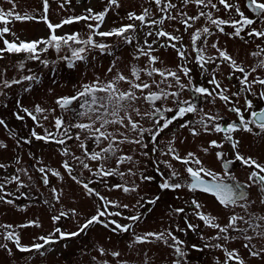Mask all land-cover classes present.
<instances>
[{
	"label": "rangeland",
	"instance_id": "rangeland-1",
	"mask_svg": "<svg viewBox=\"0 0 264 264\" xmlns=\"http://www.w3.org/2000/svg\"><path fill=\"white\" fill-rule=\"evenodd\" d=\"M226 2L234 7L225 8L220 0H211V4L205 0L200 5L192 0L187 3L161 0L159 5L155 0H116L115 4L110 0H47L45 12L44 0H0V10L13 13L7 17V24L0 21V29L9 28L8 33L0 35V50H3L0 51V120L4 122L0 124V264H175L176 261L239 264L241 260L243 264H264V237L258 235L264 231V220L260 219L264 217V183L249 178L252 172L264 175V171L251 163L244 164L250 158L264 166V130L252 115L264 111L261 97L264 85L253 83L264 79V67H260L264 62V36L249 34L254 29L264 31V16L248 0ZM169 4L174 7H166ZM237 7L244 17L254 21L251 25L237 24L241 29L238 35L231 23L242 21ZM145 9L149 15L144 22L129 18L130 14H144ZM101 12L105 13L102 22L90 18L62 24L70 18L94 17ZM209 13L213 19L229 22L220 25L223 31L210 23ZM15 15L35 19L15 20ZM161 19L162 24L151 23ZM48 23L62 26L53 30ZM89 24H99V28L90 29ZM128 24L135 25L126 33L132 37L131 43L122 36L97 34ZM205 27L208 33L202 31ZM198 30L200 36L193 41ZM160 31L179 39L158 36ZM52 34L60 37L77 34L78 41L91 36L95 44L107 47L101 50L69 41L57 51L47 43H38L35 59L28 52L6 50L5 41L17 45L46 42ZM81 47L85 48L80 53L84 58L74 59L72 51ZM141 50L149 55H142ZM181 51L183 56L179 54ZM221 51L242 67L244 73L233 67L231 61L224 60L219 55ZM196 56H203L204 62H195ZM152 57L156 59L153 61ZM134 69L139 79L133 75ZM184 69H188L187 74ZM160 72L165 73L166 81ZM168 72H175L179 82L167 76ZM245 74L249 90L241 83ZM121 76L124 79H119ZM213 78L219 87L211 82ZM5 81L10 86L5 87ZM142 83H148L150 88L134 87ZM85 86L108 88V91L82 96ZM196 87L208 91L197 93ZM161 90L167 94L166 98ZM152 92L161 98L146 99ZM121 93H135L137 99L119 101ZM221 93L229 100H222ZM93 96L104 99L93 103ZM64 99L69 101L66 106ZM246 101H251V107ZM186 104L194 106L196 111L186 112L185 122L172 119L162 131L157 127V121L162 126L172 112L176 111L174 116L177 114L179 105ZM37 106L43 111H36ZM156 108L161 111L151 115ZM235 108L240 109L239 114L233 111ZM240 116L249 122L251 131L243 130ZM57 119L61 120L59 127ZM103 120L122 123L102 127ZM131 122L148 131L141 134L132 130ZM80 124L91 128L82 129L78 127ZM216 124L224 129L233 124L237 128L231 133L217 132ZM96 129L113 135L107 139L101 137L98 142ZM61 140L63 144L59 143ZM136 140L141 143L133 142ZM110 143L117 148L114 156L90 159L93 152H100ZM121 157L131 160L118 163ZM184 159L188 160L187 164ZM83 164H88V168ZM189 167L195 171L203 169L200 177L231 188L237 194V202L225 206L214 194L190 189L191 178L186 170ZM102 169L113 170V174L105 176ZM173 172L177 175L173 176ZM165 181L182 187L161 188ZM125 187L130 191L125 192ZM241 193L243 199L239 198ZM98 211L107 212L100 217L101 222L79 232ZM117 212L119 216L114 215ZM200 215L214 218L220 227H227L232 217L237 220L234 228L221 233L218 228L208 226ZM132 216L139 219L130 220ZM111 221L130 227L127 231H113L116 225ZM56 229L79 232V235L60 238ZM8 232L19 238L21 247L30 250L21 251L14 240H6ZM149 233H164L165 238L157 239ZM218 235L220 239L216 238ZM50 236L54 242L44 244L41 238ZM225 236L228 238L224 239ZM245 236L252 239L249 241ZM172 237L182 242L178 246L184 252L183 257L176 253ZM35 244L44 246L37 250L32 247ZM227 252H234L239 260L228 259ZM252 252L259 254L254 256Z\"/></svg>",
	"mask_w": 264,
	"mask_h": 264
},
{
	"label": "snow or ice",
	"instance_id": "snow-or-ice-1",
	"mask_svg": "<svg viewBox=\"0 0 264 264\" xmlns=\"http://www.w3.org/2000/svg\"><path fill=\"white\" fill-rule=\"evenodd\" d=\"M11 2V0H10ZM111 3L115 4L116 3V0H110ZM161 2V0H155V3L157 5H159ZM189 2V0H185V3ZM192 2L200 5V4H205V0H192ZM250 6L254 9V10H258L259 13L264 16V3H261V2H258V0H248ZM207 3L208 4H211V0H207ZM220 3L223 4L225 6V8H232L234 7L233 5H230L226 2V0H220ZM212 7H215V5H211ZM44 7H45V12H47V0H44ZM166 7H174V5H167ZM236 11L237 12H240L239 8L237 7L236 8ZM89 12H91V9H89ZM13 13L12 12H8V13H5L3 10H0V21L4 22L5 24L8 23V19L7 17L9 16H12ZM104 15L105 13L104 12H101V13H98V14H95L94 17H74V18H70L68 20H65L62 22V24H66V23H71L73 22V20H88L90 18H94L95 20L97 21H103V18H104ZM149 15V10L145 9L144 11V14L142 15H139V16H136L135 14H130V19H135V20H138V21H141V22H144L145 21V16ZM201 15H204V13H201ZM240 16L242 17V21H233L231 22L233 27H236L237 24H242V25H251L254 23V21L252 19H249L247 17H244V14L242 12H240ZM170 19H173L174 17H169ZM14 19L15 20H22V19H35L34 17H21L20 15H15L14 16ZM46 20V16L43 18ZM189 19H193V20H196V19H199V17H190ZM208 19L210 21L211 24L213 25H216L218 28H220V25H223V24H227L229 23L228 21H224V20H218V19H213L211 17V14L209 13L208 14ZM183 23L187 24V20H184L182 21ZM151 23L153 24H156V23H160L162 24L163 23V20L161 19L160 21H151ZM62 25H52L51 23H48V27L50 29H55V28H59L61 27ZM190 26V25H189ZM88 27L91 29L93 27H96V28H99V24H96L95 26L92 25V24H89ZM135 28V25L134 24H128L126 26H123L119 29H116L114 31H111V32H99L97 33L98 35L100 36H112V35H117V36H122L124 39H125V42L127 43H131L132 41V37H129L126 35V33L129 31V30H132ZM240 28L239 27H236V33L235 34H239L240 32ZM204 33H208V28L205 27L203 30H202ZM220 31H223V28H220ZM9 32V28L8 27H3L2 29H0V35H3L4 33H8ZM250 35H256V36H264V32H259V31H256L255 29L253 30L252 33H249ZM149 35H151V33H149ZM158 36H168L169 39L171 40H177L179 39V37H174V36H171L169 33H166L164 31H160L157 33ZM200 36V30H198L192 37L193 41H196ZM69 41H73V42H79V43H82V44H87L89 45L90 47H96V48H100L101 50H104L107 46L106 45H103V44H95L92 40V37L90 36L87 40L85 41H78V37H77V34H72V35H69V36H66V37H60V36H57L55 34H52L50 36V39L48 41H34V42H21L19 45L15 44V43H8V41H5V44H7V51L9 52H20V51H24V52H28L30 54V58H38L36 57L35 55H33L36 50H37V44L38 43H47L48 45L50 46H53L57 49V51L60 50L61 48V45H68ZM173 47H175V45H173ZM213 47H215V45H213ZM44 51H46L47 49H43ZM0 51H3V50H0ZM85 52V48L81 47L79 48L78 50L74 49L72 51V57L74 59H83L84 57L80 55V53H83ZM141 54L142 55H149V53L147 52H144L143 50H141ZM181 56H183V52L181 51L179 53ZM219 55L224 59V60H228V61H231L232 63V66L237 68L238 71H240L241 73H244V69L242 67H239L238 65H236V62L233 61L231 59L230 56L227 55L226 52H223L221 51L219 53ZM253 55H258V53H254ZM64 59H69L68 57H65ZM153 61L156 59L155 57H152L151 58ZM212 58L210 57L209 58V61L211 60ZM200 60L201 62L203 63L204 62V58L203 56L200 57ZM47 63V62H45ZM71 63V62H70ZM260 67H264V62H262L260 64ZM255 69H253L254 71ZM153 71H158L157 69H153ZM184 72L185 74H187L188 72V69H184ZM152 73L149 72V75H151ZM133 75H135L137 77V79H139V75L138 73L136 72V70L134 69L133 70ZM160 75L161 77H164L165 78V81H166V76H165V73L164 72H160ZM167 76H172L176 79L177 83L179 82V77L176 75L175 72H168L167 73ZM24 79H32V77H24ZM119 79H124L123 76L119 77ZM16 83H18L19 81H15ZM163 82V81H162ZM212 83H216L217 87H219V84L218 82L215 81V79L213 78V80L211 81ZM260 83L262 85H264V79H260L258 81H253V83ZM242 85H245V90H249V86H248V79H247V74H245L244 76V79L241 81ZM5 84V87H8L10 86L8 84L7 81L4 82ZM110 87V86H109ZM135 88H139V89H149L150 88V85L148 83H142V84H135L134 85ZM97 91H104V92H107L108 91V88H105V89H97V88H94V87H91V86H85V89L83 92L80 93V95H85L87 93H95ZM195 91L197 93H206L208 90L203 88V87H196L195 88ZM161 95H163L165 98L167 96L166 93H163V91L161 90ZM161 95H158L157 93H150L149 96L145 97L146 99H150L152 101H155V100H159L161 98ZM173 95H175V93H173ZM261 97L264 98V93H261ZM75 97H73L74 99ZM220 98L224 101H228L229 100V97L227 95H224V94H220ZM97 99H100V100H103L104 98H97L95 96H93V103H96L97 102ZM108 99L110 100L111 97L109 96ZM137 97L135 95V93H121L120 96H119V101H123V100H128V101H132V100H136ZM69 103V101L67 99H64L63 101V105H67ZM248 107H251V101H246ZM103 106V104L101 105ZM120 107H122V105H119ZM25 111H27V109H25ZM36 111L40 112V111H43L42 109H40L38 106H37V109ZM161 109L159 108H156L155 109V112H153L151 115H155L156 112H160ZM168 111H171V109H168ZM196 111L195 107L194 106H188L187 108L185 107H180L179 108V111L177 113L178 116H183L186 112H194ZM233 111H235L236 113H240V109L239 108H235L233 109ZM29 115L31 116L32 114L29 113ZM113 116L117 115V112H113L112 113ZM252 115L254 117H257V119L260 121L259 123V127L261 128V130H264V111H261L259 113L257 112H253ZM34 120L36 119L35 116L32 117ZM173 119H175V117H173ZM210 120H216L218 119V117H209ZM240 121H241V124L243 125V130H246V131H251V129L249 128V122H246L244 120V117L243 116H240ZM117 122H121L122 121H108V120H103L102 122V127L104 125H107L109 123H117ZM4 122L2 120H0V124H3ZM172 123V119H168V120H165V122L163 123V125H159V121H157V127H160L161 131L164 129V128H167L169 124ZM61 125V120L57 119L56 120V126L59 127ZM130 126H131V129L132 130H138L141 134L144 132V131H148L146 129H143V128H140L139 125L136 123V122H131L130 123ZM78 127L80 128H91L90 125H84V124H80L78 125ZM237 128V125H229L227 127V129H224V128H221L219 124H216L215 125V131L217 132H221V131H225L227 133H231L233 130H235ZM205 130H207V127L205 128ZM95 132H99V136L96 137V140L99 142L100 138L101 137H104L105 139L108 138V136H112L113 134L111 133H108L106 134L105 132H101L99 129H96ZM193 134H196L195 131L193 130ZM33 135L35 136V132H33ZM51 135V134H49ZM155 135H158V133L154 134L153 135V139H155ZM37 139H47L48 137H40V136H36ZM227 139H231L230 136H227L226 137ZM135 143H141L140 140H136V141H133ZM59 143L63 144L64 141L61 140L59 141ZM213 145L216 144V141H212L211 142ZM81 147H83V145H81ZM233 147H235V144H233ZM66 151V150H65ZM117 151V148L113 145V144H109L107 148H104V149H101L100 152H93L90 156V159L91 160H98V159H106L108 158L109 156H114L115 153ZM170 152L173 151V149H169ZM192 154L190 153L189 154V157H191ZM176 159H181L179 156H176L175 157ZM240 159H243L242 157H238ZM125 160H131V157H121L118 159V163H123ZM183 162L185 164L188 163V160L187 159H184ZM196 163H199V161H195ZM253 164L255 165L256 168H259L261 171H264V166H261L259 164H257L254 160H250L249 159H246L244 160V164ZM65 168H68V165L65 164L64 165ZM0 167H2V165H0ZM83 167L84 168H88V164H83ZM187 172L190 174V176L192 177V183L188 185V187L190 189H196L198 187H203V190L206 191V192H213L215 195H217L218 199L220 200V202L222 204H224L225 206H228L229 204H235L237 202L236 200V193L233 192V190L231 188H229L228 186L224 185L222 182L221 183H215V184H205V182L203 180H201L199 178L200 176V172L201 171H204L203 169H200L199 171H195L193 170L191 167L187 168L186 169ZM41 172L44 171V169H40ZM70 171V169H69ZM103 171V169H102ZM58 175V173H56ZM113 174V170H109V171H103V175L105 176H108V175H112ZM117 174H120V175H123L122 173H117ZM173 176H176L177 173L173 172L172 173ZM253 177L256 178V180L258 182H261V183H264V175H260L259 173L257 172H252L250 174V179H252ZM15 179V178H14ZM146 179H150V178H146ZM214 179L215 176H214ZM2 187V186H0ZM85 188H87L88 186L87 185H84ZM115 187H121L120 185H117ZM161 188H180L182 187L181 184H170L168 183L167 181H165L164 183H162L160 185ZM123 190L125 192H128L130 191V189L128 188H123ZM134 190V189H132ZM98 195V194H97ZM239 198L240 199H243V194H239ZM101 200H104L105 198L104 197H100ZM155 201H151V203H154ZM9 203H11V201H9ZM195 203V202H193ZM123 207L127 208L128 206L127 205H124ZM197 207H199V205H197ZM178 212L180 211H183V209H177ZM107 214L106 211H98L97 215L91 217L89 220L86 221V223L84 225L81 226V228L79 229V232H83L85 229H87L90 225H92L94 222H101L100 220V217H103ZM61 215H65L64 213H62ZM114 215H117L119 216L120 213L117 212V213H114ZM200 218L210 227H213V228H218L219 231L221 233H226L228 231V228H234L235 226V222L237 220V217H232L230 218V223L227 227H220V225L214 223V218H211L209 216H205V215H200ZM54 220H58L60 219V217H54L53 218ZM130 220H138L139 219V216H132V217H129ZM242 219V218H241ZM260 219L264 220V217H261ZM112 224H115L116 227L113 229V231H115L116 229H121L123 231H127L129 229L130 226L128 225H119L116 223V221H111ZM250 223V222H249ZM107 226V225H105ZM250 226L252 227H258V225H251ZM8 227H11V226H8ZM189 227H193L192 225H189ZM56 232H59L60 233V238H65V237H68V236H76V235H79V232H73V233H65V232H61L60 229H56L55 230ZM243 232V230H241ZM149 236H155L157 239H164L165 238V235L164 233H159V234H156V233H149L147 234ZM169 236H171V233H168ZM258 235L264 237V231L258 233ZM217 239H220L221 237L218 235L216 237ZM224 239H227L228 237H223ZM5 239L6 240H14L16 242V245L18 248H20L21 251H29L30 249L28 248H23L20 246L19 244V238L17 236H15L14 233L12 232H8L6 235H5ZM44 240V244H49V243H53L54 241L52 240L51 236L48 237V238H41ZM137 239H142V238H137ZM172 239L175 241V251L176 253L183 257L184 256V252L182 251V249L178 246L180 243H182L181 241H176V238L175 237H172ZM245 239L247 240H251L252 238L251 237H248V236H245ZM44 245L42 244H35L33 245L32 247L39 250L41 248H43ZM3 247H7V245H3ZM215 247H220V245H215ZM252 255H258L259 253L257 252H252L251 253ZM113 255H118V253H113ZM227 257L228 259H237L239 260V257L237 255H235L234 252H227ZM175 264H180L179 261H176ZM227 264V262H226ZM239 264H243V261L241 260L239 262Z\"/></svg>",
	"mask_w": 264,
	"mask_h": 264
},
{
	"label": "flooded vegetation",
	"instance_id": "flooded-vegetation-1",
	"mask_svg": "<svg viewBox=\"0 0 264 264\" xmlns=\"http://www.w3.org/2000/svg\"><path fill=\"white\" fill-rule=\"evenodd\" d=\"M235 28V27H234ZM264 32V31H263ZM196 44H194V46H195ZM198 60H200V56H196V59H195V62H197L198 63ZM188 106H190L189 104H186V106L185 105H179V108L180 107H185V108H187ZM178 111L179 110H177V113H178ZM176 113V111L175 112H172V114L170 115V119H173V117H175V119H173V120H179V121H181V123L182 122H185L186 120H185V116L187 115L186 113V115L184 114L183 116H178L177 114L174 116V114Z\"/></svg>",
	"mask_w": 264,
	"mask_h": 264
},
{
	"label": "water",
	"instance_id": "water-1",
	"mask_svg": "<svg viewBox=\"0 0 264 264\" xmlns=\"http://www.w3.org/2000/svg\"><path fill=\"white\" fill-rule=\"evenodd\" d=\"M190 183L189 184H191L192 183V177L190 176ZM199 178L201 179V180H203L204 182H205V184H215V183H218V182H216V181H214V180H210V179H206V178H204V177H200L199 176ZM197 190H201V191H204L203 190V187L201 186V187H198V188H196ZM204 192H206V191H204ZM208 193H211V194H214L213 192H208ZM215 195V194H214ZM215 196H217V195H215Z\"/></svg>",
	"mask_w": 264,
	"mask_h": 264
},
{
	"label": "trees",
	"instance_id": "trees-1",
	"mask_svg": "<svg viewBox=\"0 0 264 264\" xmlns=\"http://www.w3.org/2000/svg\"><path fill=\"white\" fill-rule=\"evenodd\" d=\"M162 184V183H161ZM24 195H25V193H24Z\"/></svg>",
	"mask_w": 264,
	"mask_h": 264
}]
</instances>
